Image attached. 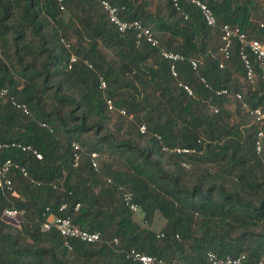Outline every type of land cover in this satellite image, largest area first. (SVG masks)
<instances>
[{
	"label": "trees",
	"instance_id": "trees-1",
	"mask_svg": "<svg viewBox=\"0 0 264 264\" xmlns=\"http://www.w3.org/2000/svg\"><path fill=\"white\" fill-rule=\"evenodd\" d=\"M109 1L125 19L153 27L161 47L201 57L200 75L212 89L188 61L177 63L173 77L159 49L137 45L133 32L123 36L93 0H0V87L32 113L24 115L0 97V143L17 141L40 155L0 149V163L11 159L30 174L15 175L13 192L0 190V264H142L128 257L133 249L180 264H210V252L259 264L264 151L256 152L251 115L239 103L235 115L227 107L233 99L215 90L241 92L252 108L264 110L263 71L250 51L256 78L246 92L240 42L234 40L224 68L218 54L223 24L264 43V27L255 18L261 2L202 0L218 20L211 28L184 0L179 11L172 0ZM71 53L78 62L69 69ZM181 83L192 87V96ZM108 99L115 110L108 109ZM141 124L147 134L140 133ZM74 142L83 149L78 166ZM93 152L100 155L99 171L91 166ZM119 185L133 191L142 218L124 205ZM12 207L23 215L6 217ZM51 213L100 232L103 242L73 241L68 248L56 229L41 230ZM114 239L118 245L109 243Z\"/></svg>",
	"mask_w": 264,
	"mask_h": 264
},
{
	"label": "built area",
	"instance_id": "built-area-1",
	"mask_svg": "<svg viewBox=\"0 0 264 264\" xmlns=\"http://www.w3.org/2000/svg\"><path fill=\"white\" fill-rule=\"evenodd\" d=\"M62 1V0H60ZM98 4V7L102 10V12L106 15L107 20L111 23L123 36L128 32H133L135 35L137 45H141L146 43L150 45L152 48L159 49L160 55L170 62V70L173 77L177 78L179 75L177 63L188 61L192 70L197 73L199 80L201 83L205 85L206 88L212 89V87L207 83L206 79L200 75V66L202 62L196 56L187 57L186 55L168 50L164 47H161L159 40L156 38L155 33L152 28L146 26L140 20H127L123 17L121 13V9L111 3L109 0H93ZM188 3L195 5L201 12L202 17L204 18L206 24L215 28L218 25L217 17L211 7L202 0H184ZM173 6L179 11L181 8V0H172ZM188 19V17H186ZM264 27V23L261 24ZM221 37H220V46L218 49V54L220 56V68H224L226 63L229 61L231 57V49L233 46L234 40H238L241 44L240 49V57L243 61L246 76L245 80L253 85L255 83L256 71L255 66L253 65L251 59L249 58L248 51L254 56L256 59L257 65L263 71V83H264V43L256 38L249 37L246 33L242 32L239 26H232L230 24H223L220 27ZM65 44L66 42L63 41ZM67 47H70L67 44ZM78 62V56L74 53H71L69 69ZM181 87H183L189 95H193V89L190 85L186 83H181ZM101 88L106 89V82L101 79ZM215 93L217 95H224L230 97L234 101L238 102L241 108L244 110L246 114L251 115L253 119V124L257 126V134L255 141V148L257 154H261L264 151V110L260 107L252 108L243 98L241 92H230L228 89H216ZM0 97L5 100V102L10 103L14 108L21 111L24 115L31 116V110L27 104L19 101L14 95L11 94L8 88L0 87ZM108 109L113 111L115 110V104L112 100H107ZM217 112L218 110L215 109ZM120 113L124 116L127 115L125 110H120ZM43 127L48 128L47 124H42ZM140 133L147 134L148 129L145 124H141L138 127ZM19 148L23 151H32L34 155L40 158L39 153L34 150L30 145H23L17 141H12L9 143H0V149L3 148ZM72 149L74 152V162L75 166H78L81 158L83 149L81 146L74 142L72 143ZM163 150L165 152H173L176 154H191L195 153V148H181L175 147L173 149L164 147ZM99 158L100 155L98 152H93L90 154V162L91 166L94 170L99 171ZM185 167H189L186 163H183ZM16 174H20L23 178L29 179L30 174L28 169L11 160L7 159L0 163V190L4 192H13L14 190V177ZM34 183L33 179H31ZM109 183H112L111 179H108ZM118 191L120 192L121 198L123 200L124 205L132 211L134 214L139 215L142 211L140 206L135 202V197L133 191L125 185H119ZM79 204L76 206V210L79 208ZM66 208V204H62L59 207V211H64ZM47 211H50V208H47ZM6 217L15 219L19 216L23 215V212L19 209L12 207L8 208L4 211ZM51 229H56L58 233L64 238L65 245L68 248H71V243L73 241H81L87 243H96L103 242V235L100 232H90L86 229L80 228L76 225L70 216H60L55 214H50L48 218L41 224V230L43 232H47ZM164 237V234L160 235ZM110 244L118 245L119 240L114 239L109 242ZM128 257L133 261L140 262L142 264H180L177 260H168L157 255H148L144 254L136 249L131 250L128 253ZM246 260L244 255L242 256H227V257H219L215 253H208V261L210 264H243ZM259 264H264V256L259 261Z\"/></svg>",
	"mask_w": 264,
	"mask_h": 264
},
{
	"label": "rangeland",
	"instance_id": "rangeland-1",
	"mask_svg": "<svg viewBox=\"0 0 264 264\" xmlns=\"http://www.w3.org/2000/svg\"><path fill=\"white\" fill-rule=\"evenodd\" d=\"M259 2H261V5H262V6H261V9H260V11L258 12V14L255 16V18H257V20H258L259 23H264V0H259ZM163 15H164V12L161 14V17H163ZM151 28H152V30L154 29L153 27H151ZM154 33H155V32H154ZM219 45H220V42H219ZM102 50H103L105 53H107L109 56H111L110 53H109L106 49H103V48H102ZM197 58H199L200 61L202 62V58H201V57H197ZM240 82H241V89L243 90V92H244V91L246 92L249 83L244 79V77H241ZM227 107H228V109H230L233 113H235V115H237V113H238V109H239L238 102H236V101H234V100H230V102L227 103ZM249 121L252 122V120H250V119H249ZM106 160L109 161L110 159L107 158ZM156 230L158 231L159 228H158V229L156 228Z\"/></svg>",
	"mask_w": 264,
	"mask_h": 264
},
{
	"label": "crops",
	"instance_id": "crops-1",
	"mask_svg": "<svg viewBox=\"0 0 264 264\" xmlns=\"http://www.w3.org/2000/svg\"><path fill=\"white\" fill-rule=\"evenodd\" d=\"M137 217H138L139 219L142 218V213H140L139 215H137ZM156 228H157V229L159 228V224H158V223H154L153 229H154L155 231H157Z\"/></svg>",
	"mask_w": 264,
	"mask_h": 264
}]
</instances>
